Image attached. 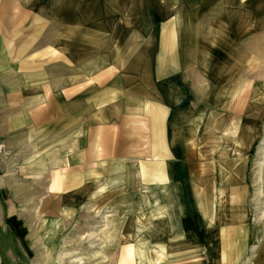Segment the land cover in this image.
<instances>
[{
    "label": "crops",
    "instance_id": "obj_1",
    "mask_svg": "<svg viewBox=\"0 0 264 264\" xmlns=\"http://www.w3.org/2000/svg\"><path fill=\"white\" fill-rule=\"evenodd\" d=\"M78 241L264 264V0H0V264Z\"/></svg>",
    "mask_w": 264,
    "mask_h": 264
},
{
    "label": "rangeland",
    "instance_id": "obj_2",
    "mask_svg": "<svg viewBox=\"0 0 264 264\" xmlns=\"http://www.w3.org/2000/svg\"><path fill=\"white\" fill-rule=\"evenodd\" d=\"M100 239H96L95 240V246H97L99 243ZM90 245H92V242L90 243ZM77 253L76 254H67L65 256V258L63 259V261H61L60 264H76V263H73V262H77V263H80V264H84L86 262V259L87 261L91 264H97V262H101V258H102V255L99 254V253H92V251H90L89 253H86L85 250V242L82 241V242H77ZM92 248V247H91Z\"/></svg>",
    "mask_w": 264,
    "mask_h": 264
}]
</instances>
